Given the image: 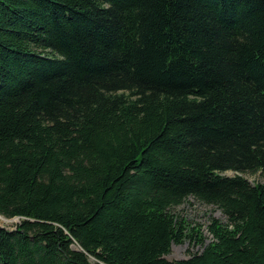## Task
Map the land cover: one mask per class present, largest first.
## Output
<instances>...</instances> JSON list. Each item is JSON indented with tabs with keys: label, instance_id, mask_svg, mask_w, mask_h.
Instances as JSON below:
<instances>
[{
	"label": "trees",
	"instance_id": "16d2710c",
	"mask_svg": "<svg viewBox=\"0 0 264 264\" xmlns=\"http://www.w3.org/2000/svg\"><path fill=\"white\" fill-rule=\"evenodd\" d=\"M258 173L264 0H0V264H264Z\"/></svg>",
	"mask_w": 264,
	"mask_h": 264
},
{
	"label": "rangeland",
	"instance_id": "374dc122",
	"mask_svg": "<svg viewBox=\"0 0 264 264\" xmlns=\"http://www.w3.org/2000/svg\"><path fill=\"white\" fill-rule=\"evenodd\" d=\"M229 176L235 175L233 172L226 173ZM253 184L264 185V174L258 173L257 175H244ZM174 213L179 214L181 218L186 219L193 227H201L206 237L210 238L208 232V225L213 218H216L224 223L227 222L226 216L222 211L213 206H208L190 198L189 202L174 209ZM21 220L19 218L8 219L0 215V227H4L8 230H13ZM209 240V239H208ZM202 246L195 245L191 241L186 240L183 244H174L170 255L166 256L168 260H181L187 259L192 254L201 252Z\"/></svg>",
	"mask_w": 264,
	"mask_h": 264
}]
</instances>
